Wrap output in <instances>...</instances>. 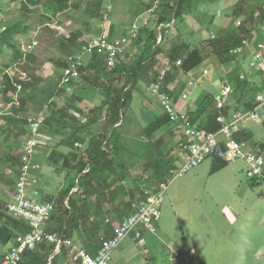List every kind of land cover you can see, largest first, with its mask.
Returning <instances> with one entry per match:
<instances>
[{
    "label": "trees",
    "instance_id": "obj_1",
    "mask_svg": "<svg viewBox=\"0 0 264 264\" xmlns=\"http://www.w3.org/2000/svg\"><path fill=\"white\" fill-rule=\"evenodd\" d=\"M203 1L205 0H160L158 9L152 15V27L144 26L139 30L138 37L133 43L134 46L138 45V53L129 63L124 62L108 69L102 55L95 53L91 56L79 70L80 79L92 88L101 85V100L92 109V112L82 113L80 110H72L67 105L55 102V97L68 94L65 88L59 87L61 77L54 85H49L47 82L50 80L38 76L34 69H32V74H27L28 76L24 73V80H19V76L12 77L8 74L7 69L19 66L17 63H21L23 59H27L30 63L33 60L32 55L23 52L20 37H29L31 32L37 31L42 25H44L42 27L44 30L53 33L48 24L57 15H63L65 20L79 21L81 28L76 29L68 38H57V44L59 49L62 50L63 58L57 60L55 67L62 72L67 66L66 58L79 50L84 41L88 39L84 32L89 31L94 21L102 22L100 18L104 11L105 0H8V2H18L17 18H4L0 23V60L4 55H9V60L0 63V78L3 86L2 91L15 92L16 84H20V89L18 103L16 104L17 108L13 106L10 108V112L0 113V119L3 120L4 125L0 133L4 135L5 141L10 137H14L17 141L21 136L27 137V113L32 111L36 114L46 110L47 116L42 121L40 133L54 142L52 146L43 148V150H49L47 163L53 165L57 173H64L65 177L70 176V174L74 175L70 186L65 189L62 188L55 199L50 198L47 200L54 207L45 226L47 233L63 235L66 239L78 240V247L84 248L90 255L95 256L101 244L100 238L102 236L109 238L112 235L110 226L104 222L105 218H100V210L101 203L110 202L114 198L111 191L118 189L116 187L118 182L108 183V178H104L106 171H109L108 168L113 164L108 158L114 153L112 150L116 147L113 143L114 131L120 127L123 108L125 105H130L133 92L138 83L150 77L153 79L151 82L153 84L157 79L159 68L162 67L158 63L159 57L165 56L175 68L174 71L166 74L160 91L165 93L170 101L172 100V104L173 94L166 89V86L175 80L179 72L186 76L202 65L208 59V56L204 55L203 51L205 50H207L208 55L211 51L220 63L230 65L231 60L237 58V55L232 54V52L240 47L241 37L248 38L255 29L256 15L258 14L259 18L264 19L262 7L250 4L247 9H243L245 2H240L234 10L235 23L239 20L240 15L243 14L245 18L240 20L237 27L235 25L236 32L230 35L231 39L229 41L214 37V39L207 41L208 45H205V43L202 46L205 50H201L199 46L189 49L184 43L175 42L172 43L171 52L166 55L165 40L168 39L165 33L168 29L164 28L165 25L173 22L172 26L174 27L176 21L181 22L185 16L194 10V3ZM215 1L217 0H213L212 3ZM120 2L129 6L131 0H121ZM2 4L0 1V15H10L11 8L8 7L5 10ZM152 6L153 1H150L149 4L143 3L142 6H136L135 11H132L133 19L137 18L139 13H143V9L150 10ZM38 7H43L47 13L39 16L36 23L32 25L29 21L31 15H35L34 11ZM75 13L81 14L80 17L82 18L79 19V16L77 18L72 17ZM43 20L46 23H43ZM114 36L115 33L111 26L108 37L115 38ZM158 39H160L159 44ZM29 46L31 47V45ZM177 61H181L180 67L175 66ZM155 67H157V71ZM87 70L90 76L85 74ZM239 71L241 69L235 66L230 69L227 76L230 88L237 95L235 100L232 99V104L228 102L222 111H218L214 100L210 96H206L194 110L186 113L188 120L193 125L209 132H216L220 128V125L216 122L218 115L228 117L231 112L249 110L255 106L254 99L246 97L245 94L261 93L264 91V88L262 90V83L258 88L246 79L241 80ZM186 83L187 81H184L179 86L180 92L186 89ZM79 98L75 93L71 96L72 100ZM100 121L107 125V131L106 133L101 132V136H97L96 132H92L89 128ZM170 125L168 115L167 117L163 116L162 123L154 122L150 124L146 128L145 134L149 139H152L162 128ZM111 129V134H108ZM249 132L242 131L235 136L239 142L245 143L248 147H250L249 144H252V135ZM156 142L147 145L144 155L145 165L148 172L152 174V182L147 183V188L162 183L166 173L169 176V170L178 167L176 164L179 160L174 159L171 153L169 157L162 159L160 152L162 144ZM75 144H80L84 149L80 148L81 150H78ZM177 146L179 144L176 145L178 149ZM260 148H264V146ZM14 150L6 151L0 158V163L10 168L12 173L11 177L5 180L10 187L11 194L14 193V184L20 163V152L13 155ZM212 160L219 163L213 169L214 172L223 168L227 163L218 159ZM106 175L111 176L110 173ZM74 189L76 191L72 193ZM138 190L139 188H136V191ZM104 191L108 193L107 197H104ZM65 201H67V205ZM7 204L8 201L5 202L0 197V244L4 246L15 244L20 235L29 232V227L25 223L12 219L7 215L5 209ZM131 204V201H129L125 211H120L119 206L114 210L118 216L109 217V219L113 222H120L128 217L132 212ZM55 252V244L43 242L34 250L26 251L20 264H62L61 259L67 263L69 258H72L75 264H80L73 248L61 246L59 252L51 258ZM3 255V253H0V260Z\"/></svg>",
    "mask_w": 264,
    "mask_h": 264
},
{
    "label": "rangeland",
    "instance_id": "obj_2",
    "mask_svg": "<svg viewBox=\"0 0 264 264\" xmlns=\"http://www.w3.org/2000/svg\"><path fill=\"white\" fill-rule=\"evenodd\" d=\"M0 1L3 3L2 7L5 10H7L8 7L11 8L10 15H0V23H2L4 18L11 17V19H16L18 2H8V0ZM120 1L121 0H105L103 10L107 7H111L107 19L103 21V11L100 18L102 22L94 21L93 25L89 28V31L91 30L92 32L86 30L84 34L89 35V37H93V35L96 36L99 33L109 36L111 26L113 27L115 35L128 34V29L132 28V21H134L130 16L132 11H135L138 6H142L143 3L149 4L152 0H131L129 6L125 3L121 4ZM154 1L156 2V0ZM239 1L240 0H217L212 3L213 0H205L203 2L194 3L193 6H195V11L199 12L202 10L208 15L205 24H208L211 18H214V26L216 27L224 23H228V26L233 27L235 24L234 7ZM244 1H250L252 3L259 2L258 4L260 5L264 3V0ZM248 5L250 4L244 3L243 9H247L249 7ZM152 7L155 9L153 13L146 11V17L143 16L141 21L135 22L136 25L140 26V29L144 26L152 27L148 19L155 14L154 12L158 9L159 5L153 3ZM34 12L35 15H31L32 17L29 21L32 25L36 23L39 16L47 13L43 7H38ZM218 12L219 17L216 15ZM78 13L73 14L72 17L77 18V16H79V19L82 18L80 17L81 14ZM244 18L245 16L243 14L239 16L240 20ZM261 20L264 19L260 17V22ZM74 21L73 19L65 20L63 15H57L54 20L48 24L53 33L44 30L42 28L44 25H42L37 31L31 32L29 37H20L19 40L23 52L32 55L33 60L30 63L27 59H23L21 63H17L19 66L8 68V74L12 75V77L20 76L18 72L30 75L32 74V69H34L38 76L50 80L47 82L49 85H54L62 75L61 70L59 71V69L55 67L57 60L63 58L61 53L62 50L59 49L57 44V38H68L76 29L81 28L79 21ZM145 22L146 25H142V23L145 24ZM43 23L46 22L43 20ZM176 27L180 28L181 31H185L187 29L186 27H188L191 32L196 31V27L192 26V22L189 20L185 25L179 24ZM202 29L204 30L203 35L206 36L209 35V31L212 27L203 24ZM169 30L171 33L168 35L171 38H176V34H179L176 30L174 31L172 25ZM181 31L180 33L183 37L181 40L185 41V45L189 44L193 48L194 46L200 45L199 48L201 50L205 43V45H208L207 41L209 39L203 36L200 37L202 39L200 44H192L194 36H190V34L186 32L182 33ZM29 45H31L32 48ZM137 48L138 45H133L128 52V55L132 56V60L136 53H138ZM237 49L240 48L237 47L234 52L237 51ZM167 52L169 53L170 51ZM203 52L204 55L208 56L207 50ZM234 52L233 54L235 55L241 54V52ZM210 53L213 57V53L211 51ZM212 57L211 59L214 60ZM86 58L88 57L85 56L84 59ZM7 60H9V55L6 54L2 57L0 63H4ZM163 61L158 60L160 67L164 65ZM248 62V58H246L244 60V65H248ZM208 64L209 61L204 62L196 69V71H202L204 68L208 69L209 75L205 77V79L199 80V78H196L194 70L186 77L185 82L188 78H196L199 84L196 89H193L195 84L191 87L193 89L192 92L194 94L197 92L198 94L201 89H206V93L210 94L212 99L219 94L225 79L219 74L217 68H214V65L211 70ZM170 66L173 68H171L170 71H174L175 67L172 65ZM225 69L228 70L229 66H225ZM155 70H158L157 67H155ZM180 73L182 74V72ZM256 80L257 78L254 79V81ZM150 81V77L144 80L145 85L149 84ZM261 81L263 82L264 79ZM75 84L79 85L76 87ZM81 85L82 84L78 81L72 84L71 87L72 89L76 88L79 96H83L85 99L91 101V95H86L80 90L79 87ZM226 86H229V84L223 86L221 90ZM139 87H143V85H137V90L135 89L134 92L138 91L140 97L138 98V96L135 95L133 102L131 101L130 105H125L123 108L120 127L114 131L113 139L115 141L125 137L136 136L140 129L144 132V128L149 126L152 122L150 112L153 113L155 108H157V110L162 108H160V104L156 98L149 95L147 89L143 88V90H138ZM100 88L101 85L92 88L94 94H101ZM2 89L3 86L0 78V113L4 114V112H10L11 107L17 106L19 94L17 91L8 92L2 91ZM186 89H188V87H186ZM236 98L237 95L232 92L231 104L232 99L235 100ZM55 102L61 104L60 102ZM86 109V107H83L80 112L85 113ZM36 114L29 111L27 113V118L36 117L43 121L47 116L46 110ZM248 127L247 131H250L249 133L252 135V144H249V146L251 148L264 146V125L250 124ZM3 128V120L0 119V132ZM169 128L170 126L162 128L160 130L161 134L166 132L169 133ZM89 129L94 130V132L96 129H99L96 133V135L99 136L101 131L102 133H106L107 125L103 121H100L92 125ZM111 132L112 129L108 134H111ZM173 132L177 135L174 138L180 139V135L175 131ZM167 137L169 138L170 136L168 135ZM24 140L25 137L21 136L18 141L15 140L14 137H10L5 141L4 135L0 133V158L8 150L15 149L12 154L16 155V152H20V144L22 146ZM156 141L157 140H155V142ZM144 143V141L135 143V150L142 148ZM18 147L20 148L18 149ZM177 147L178 149L171 151V155L174 159L181 160L180 148L179 146ZM76 148H78V150L80 148L82 150L84 149L81 145ZM167 151V149L160 151L162 159L170 156V151L168 153ZM164 152L166 154H164ZM43 158L45 159L43 167L47 170V177L44 180L43 186L48 194L52 196L51 198L55 199L59 193L58 187L62 186V188L65 189L70 186L72 183L71 179L74 178V175L70 174V176L65 177L64 173H55V167L46 162L48 156L45 155ZM228 164L227 169L214 172L213 169L216 168V163H212V160L209 159L174 179L166 191L165 200L161 207L160 218L157 221L156 232L154 234L149 232L145 233V245L143 247L139 246L134 239L126 238L113 252L110 264H264L263 184L255 183L254 186H251L250 180L246 176V166L242 161L234 160L230 161ZM40 168L42 169L41 166ZM109 173V171H106V174ZM11 175L10 168L0 163V197L5 202H9L12 199L10 187L5 181L7 178H10ZM169 178L170 177L166 173L163 182H166ZM157 185H153V187L146 189L155 190ZM77 241L78 240H73L76 244ZM78 246L79 244L77 248ZM8 247V245L4 246L0 244V253H4ZM184 248H194L196 250L195 257L189 255V253H184L180 258H174V252H181ZM61 262L62 264L65 263L63 259H61ZM67 264L75 263L72 258H69Z\"/></svg>",
    "mask_w": 264,
    "mask_h": 264
},
{
    "label": "built area",
    "instance_id": "obj_3",
    "mask_svg": "<svg viewBox=\"0 0 264 264\" xmlns=\"http://www.w3.org/2000/svg\"><path fill=\"white\" fill-rule=\"evenodd\" d=\"M152 1L159 5L160 0ZM110 9L111 7L104 9L103 21L107 19ZM154 10L152 7L148 11L153 13ZM239 24L238 20L236 27ZM142 25H146V22ZM139 30L140 26L133 24L128 34L118 38H109L100 33L86 39L78 51L66 58L67 66L62 71L59 86L65 88L68 93L72 92L71 85L80 79L79 70L85 65V56L90 58L97 53L105 58L108 69L116 67L128 45L137 39ZM214 37L211 35L210 39H214ZM159 41L160 39H158ZM253 43L245 38L242 41V47L234 53H242L244 49H250ZM250 52L252 57L248 66L249 71H264V44L254 43L253 51L250 50ZM163 62L164 65L159 68L156 81L150 87V93L158 99L165 114L168 115L173 131L185 139L182 144L183 163L176 169H170V178L166 182L158 184L155 190L142 189L141 194L132 202V212L128 217L120 222H113L109 218H105L104 222L110 226L112 235L109 238L104 236L100 238L101 244L96 255L92 256L84 248H77L73 240L66 239L63 235L49 234L45 230L54 207L51 202L40 200L37 190L39 180L32 174L39 168V165L33 159L39 149L50 147L54 142L40 133L42 119L27 118L28 136L25 137L21 146L14 193L5 209L9 217L25 223L29 227V232L20 235L15 244H10L1 258L0 264H20L26 251L34 250L43 242L55 244L57 253L61 246L73 248L80 264H110L113 252L126 238L134 239L141 247L145 245V233L154 234L156 232L161 207L171 182L209 159H218L224 162L242 161L246 166L247 178L256 184H263L262 195L264 196V149L259 146L248 147L235 137L240 132L247 131L250 124L264 125V91L255 95V106L252 109L232 112L228 117L218 115L216 122L220 125L219 130L209 132L193 125L188 120L186 113L177 110L171 104L168 96L160 91L161 84L172 65L168 59ZM175 66L180 67L181 61H177ZM24 79L25 74L20 73L19 80ZM240 79L245 80V75H241ZM189 86L192 87L193 83H189ZM15 88L19 92L20 84H16ZM230 96L231 88L226 86L214 98L218 111H222L226 107ZM182 97L185 99L186 95L184 94ZM79 146L80 144H75V147ZM75 191L76 189L72 190V193ZM65 204L67 205V201ZM184 253L193 254L194 252L184 248L181 252H174V258H180Z\"/></svg>",
    "mask_w": 264,
    "mask_h": 264
},
{
    "label": "crops",
    "instance_id": "obj_4",
    "mask_svg": "<svg viewBox=\"0 0 264 264\" xmlns=\"http://www.w3.org/2000/svg\"><path fill=\"white\" fill-rule=\"evenodd\" d=\"M240 2H245L247 4H253L254 3V5H258V6L262 7V9L264 10V3H261V5H260V4H258L259 2H253L252 3L250 1H244V0H240L239 2H237L235 7ZM144 10L145 9H143V11H142L143 13H141V14L139 13V16L137 18H134V21H132V24H136L135 22L141 21V18L143 16L146 17L147 13H145V12L148 10H145V11ZM242 11H243V9H242ZM216 15L219 17V12L216 13ZM130 16L132 17V13ZM207 17H208V15H206L202 10L199 12L193 10L190 12V14L185 16L184 20H182L181 22L176 21V23L173 27L174 31L176 30L177 32H179V34L178 33L176 34L177 35L176 38H171L168 35L169 33H171V32H169L170 31L169 29H170V26L173 24V22L165 25L164 28L168 29V31H166V33H165L166 35H168L167 36L168 40H165L166 55L168 54L167 51H170L171 48L173 47L172 43H175V42L180 43V44L185 43V41L181 40L183 38L182 34L180 33L181 29L177 28L176 26H178L179 24L185 25V23L188 20L192 22V26L196 27V31L191 32V30L188 29V27H186L187 29L185 31H181V32L182 33L186 32V33H189L190 36H194L192 44H196V45L200 44V42L202 40L200 38L201 36H203L206 39H210L211 35H214L217 38L218 37H220L222 39L224 38L226 41H229L231 39L230 35L232 33L236 32V28H235L236 23L234 24L233 27L228 26V23H226V24L224 23V24H221L220 26L216 27V26H214L215 25L214 24V18H211V21L208 24H205L207 22V19H208ZM255 19H256L254 21L255 29L253 30V32L250 33L248 38L247 37H243V38L241 37V39L243 41L245 38H247L251 42H254L255 44L256 43L264 44V20H261V22H260V18L258 17V14L256 15ZM148 22L150 24H152L151 23V22H153L152 17H150L148 19ZM203 24L206 26L209 25L210 27H212V29L209 31V35H206V36L203 35V32H204V30L202 29ZM129 29H128V31H129ZM174 33H176V32H174ZM117 35H119V34H116L114 37L123 36V35H119V36H117ZM124 35H126V34H124ZM87 38H89V35H87ZM242 41H241L240 47H242ZM133 43H134V41L126 48L125 54L119 60L118 64H123L124 62L129 63L132 60V56L128 55V52H129L130 48L133 46ZM159 43H160V41L158 42V44ZM254 43L251 44L250 49H248V50L244 49L240 55L236 56L237 58H233L231 60L230 65L220 63L214 56L212 57L211 53L208 55L209 56L208 59L204 62L209 61L208 65H209V69H211V70L213 68V65H214V68H217V70L219 71V74L225 79V81L223 82V84H224L223 86L228 84L227 76H228V73L230 72V69L234 68L236 66V67H238V69H241V71H239L240 76L245 75V79L248 80L252 85H255V87H258V88L262 83V90H263V88H264L263 82L264 81L262 82L261 80L264 79V71L261 70L260 72H250L248 69L249 62H250L251 57H252L250 50L253 51ZM187 46L191 49L193 48L189 44H186V47ZM202 50H205V49L202 48ZM233 52H232V54H233ZM211 57L214 58V60H212ZM246 58H248V61H249L248 65H244V60ZM165 59H167L165 56L159 57V60H161V61H163ZM88 60H89V58H86L84 60L85 63ZM225 66H229V69L226 70ZM85 72H86L85 73L86 75L90 76L88 70ZM192 72H189L186 76L179 72L177 77L175 78V80H173L169 85L166 86V89L169 90L173 94L172 95V99H173L172 105L177 110L185 112V113H188L190 110H194L200 104V102L203 100V98H205L206 96H211L210 94L206 93V91H207L206 89H201L198 94H197V92H195V94L192 92V90L196 89L197 85L199 84L198 80L196 78H199V80H202V79H205V77H207L209 75L208 69H206V68H204L202 71H196V69H195L194 75H196L195 76L196 78L195 79H193L192 77L188 78L187 84L185 85L186 87H188V89H185L184 91H181V92L179 91V89H178L179 86L182 85V82H184L186 77L189 76ZM91 78H93V77L91 76ZM255 78H257L256 81H254ZM152 81H153V79L151 78L150 83L147 85H145L144 80L140 81L138 83V85H141V86L143 85V87H139L138 90H141V89L143 90V88H145V89H147L149 95H151L149 87L151 86ZM79 83L82 84L79 87L80 90L82 92H84L86 95H91V97H92L91 101H89L88 99H85V97H83V96H82L83 97V99H82V97L77 94L76 88H73L72 92L68 93L71 95L65 94L62 96H58V97H55V100L57 102H60L62 105L64 104V105L69 106L72 110L80 109V111H81V109L83 107H86L87 109L85 110V113H90V112H92V109L100 103L101 95L99 93L94 94V91L92 90V88L87 86L85 83H83L82 79L79 80ZM189 83H193V86L195 84V87L192 89L189 86ZM78 85L75 84L76 87ZM221 88H220L219 93L221 92ZM178 92H180V93H178ZM232 92H233V90L231 89V95H232ZM73 93H75L77 96L81 97V101H80V98L76 99V100L75 99L72 100L71 96L73 95ZM184 94L186 95L185 99H183V97H182ZM135 95L138 96V98L140 97V93L138 91L134 92L133 96H132V102H133V98ZM255 95H256V93L255 94L254 93L245 94L246 97H248L252 100L254 99ZM151 96H153V95H151ZM153 97H155V96H153ZM214 98L215 97H213L212 100H214ZM156 100L158 101L157 98H156ZM229 103H231L230 98H229ZM159 104H160V102H159ZM159 106L161 108V105H159ZM150 113H151V117H152V122L150 124H152L154 122L162 123L163 116L167 117V115L163 112L162 108L160 110H157V108H155L153 111L154 114L152 112H150ZM73 114L75 115V113H73ZM75 116H77V115H75ZM99 128H100V126H99ZM146 128H144V132L140 129L137 133L138 135H136V136H133V135H135V134H133V135H131L133 137H125L122 139H118L117 141H115L113 139V143H114V145H116V147L112 150L114 153H112V155H110V157L108 158L109 160H111L113 162L112 166L110 168H108L111 176H108L105 174L104 178H108L107 179L108 183L118 182V183H116V187H118V189L116 191H111V194L113 195L114 198L111 199L110 202L108 201V202L101 203V210H100V212H101L100 218L101 219L118 216L114 210H116L120 206L121 209H119V210L125 211L128 202L131 201V203H132L135 200V198L141 194L142 189L147 188V183L149 181H151V178H152V174H151V172H148V168L145 165L146 161L144 160V155H145L146 147L148 144L153 143V142H155V140H157L156 143L160 142V144H162V146L160 147V151L167 149L168 150L167 153L173 149L174 150L177 149L176 145L179 144L181 160L179 159V161L176 165L179 166L183 162V151L181 148V144L183 143L184 138L182 136H180V139H175L174 137L177 135L174 132H172L173 127L171 125L169 128L171 131L170 130L168 131L170 134L167 132L161 134V131H159L158 133L155 134V136L152 139H149L146 136V134H145ZM98 130L99 129H96L95 132L97 133ZM91 131L94 132V130H92V129H91ZM168 135L170 136L169 138L167 137ZM141 141L145 142L143 144L144 146L138 150H135V147H134L135 143H137V142L141 143ZM166 147H168V148H166ZM48 153H49V150L39 149L38 153L35 155V157L33 159L34 162L39 165V168H40V166L42 167V169L40 168V169L34 171L32 174L35 177H37L39 180V183L37 185V190L39 191V194H40V200L43 202L44 201L46 202L48 199H50L52 197L51 195L48 194V192L45 190V187L43 186L44 180L47 177V170H45V167H43V162L45 161L43 156H45V155L48 156ZM169 153H171V152H169ZM164 154H166V153L164 152ZM215 162H216V160H212V163H215ZM228 163H230V162L225 163L226 165L223 168L217 169V171H215V172H220L224 169H227V167L229 165ZM216 164H219V163H216ZM216 167H217V165H216ZM55 173H56V171H55ZM250 184H251V186H254L255 182L250 181ZM61 188H62V186H59L58 191H60ZM136 188H139V190L136 191ZM107 194L108 193L104 191V197H107ZM11 198H12V196H11ZM77 245H78V243H77ZM8 246L10 247V245H8ZM8 248L6 249V251L8 250ZM189 250H192L194 252L193 254L189 253V255L195 257L196 250L194 248H190ZM5 252L3 254H5Z\"/></svg>",
    "mask_w": 264,
    "mask_h": 264
},
{
    "label": "water",
    "instance_id": "obj_5",
    "mask_svg": "<svg viewBox=\"0 0 264 264\" xmlns=\"http://www.w3.org/2000/svg\"><path fill=\"white\" fill-rule=\"evenodd\" d=\"M57 254V252H55L53 255H52V257L51 258H53L54 257V255H56Z\"/></svg>",
    "mask_w": 264,
    "mask_h": 264
}]
</instances>
